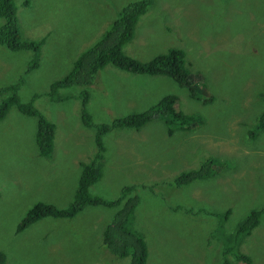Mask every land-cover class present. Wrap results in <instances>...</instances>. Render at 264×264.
<instances>
[{
	"label": "rangeland",
	"instance_id": "374dc122",
	"mask_svg": "<svg viewBox=\"0 0 264 264\" xmlns=\"http://www.w3.org/2000/svg\"><path fill=\"white\" fill-rule=\"evenodd\" d=\"M132 1L13 0L21 36L44 39L38 66L24 76L19 95L23 101L36 95L34 106L56 128L50 155L40 157L36 119L13 107L0 122V250L5 264H128L127 258L112 257L102 246V231L114 209L86 206L71 219L48 217L20 232L16 224L38 201L57 208L73 201L81 165L96 154L97 127L81 122L78 88L62 90L71 95L59 102L46 95L50 84L68 73L79 54ZM152 2L125 53L147 60L168 48L183 50L190 69L208 82L213 101L192 99L165 75L104 67L88 88L86 110L95 125L144 111L166 95L176 96L177 107L199 115L203 123L182 128L154 117L140 129L103 135L100 178L90 191L115 200L124 186H136L140 202L132 227L144 235L146 264H219L216 245H205L207 216L186 210L231 209L227 224L233 229L248 210L264 203V131L255 130L264 102V0H198V14L182 0ZM191 14L204 16L203 25L191 21L187 29L183 18ZM252 53L254 59L248 58ZM32 55L0 45V87L17 81ZM206 160L214 164L207 178L181 188L170 185L178 174L198 169ZM231 240L234 252L264 264V216L249 235Z\"/></svg>",
	"mask_w": 264,
	"mask_h": 264
},
{
	"label": "trees",
	"instance_id": "16d2710c",
	"mask_svg": "<svg viewBox=\"0 0 264 264\" xmlns=\"http://www.w3.org/2000/svg\"><path fill=\"white\" fill-rule=\"evenodd\" d=\"M182 1L189 4L188 9L194 8L195 12L199 7L198 0ZM25 4H28V2L25 1ZM152 4V0H135L127 3L118 14V18L111 23L109 29L90 48L79 54L68 73L63 78L50 84L46 96L56 102L70 97L71 94H61L62 90L67 91L78 88L79 92L76 96L81 99V122L86 128L97 127L95 137L96 154L90 162L81 165L73 201L66 208H57L53 204L38 201L20 218L16 224V232H20L48 217L51 219H71L86 206L108 207L114 209L115 212L111 221L102 231V246L105 251L118 259L127 258L129 260L128 264L147 263L148 246L144 235L132 227L134 212L140 202L139 196L135 194L136 186H124L115 200H106L93 195L90 191V188L100 178L98 168L102 160V152H104L101 137L120 128L140 129L154 117H161L166 123L182 128H191L196 123H203V118L199 115H190L181 111L176 105V96L173 95H166L146 110L116 118L109 124L95 125L91 115L86 110V105L89 100L88 88L95 84L98 72L108 65L136 74L168 76L178 82L180 87L185 88L192 99L201 101L204 104L213 101L211 97H208V82L203 80L202 75L200 76L190 69L186 63L183 50L168 48L165 52L158 53L147 60H141L125 53V46L135 37L136 23L147 13ZM202 18L195 14L184 17V26L190 29V22L196 20L200 22L198 26H201L204 20ZM0 21V45L5 46L12 52L24 50L33 54L22 76L17 81L0 87V122L5 119L13 107L20 114L36 119L34 141L38 149V155L48 157L53 149L56 127L34 106L36 95H33L29 101H23L19 95V90L24 84V76L38 66L39 51L44 39L28 40L21 36L13 0H0ZM254 56L255 54L252 53L248 58L254 59ZM262 97H264V92ZM262 104L263 108L256 117V131H264V102ZM167 132L170 135L172 129L168 128ZM255 132H251L250 137L254 138ZM213 167L212 160H206L198 169L178 174L170 182V185L181 188L193 181L207 178ZM149 187L153 190V186ZM193 209H187L186 212L189 214L204 213L207 216V221L211 223L210 226L206 221L207 226L203 227L209 226V229L207 232L206 230L202 231L205 233V245L207 247H211L213 244L216 245L215 253H217V257L219 253V264H236V261L254 264L249 256L234 252L231 239L234 235L236 239L246 237L259 226L260 218L264 216V203L258 208L248 210V213L241 220H238L233 229L227 224L232 213L231 209H225L221 213L207 211L210 210L207 207L199 208L196 212ZM222 231L224 234H222ZM227 233L229 235H226ZM5 263L6 255L0 250V264Z\"/></svg>",
	"mask_w": 264,
	"mask_h": 264
}]
</instances>
